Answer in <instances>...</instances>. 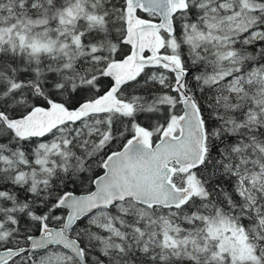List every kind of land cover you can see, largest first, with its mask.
Listing matches in <instances>:
<instances>
[{
  "label": "snow or ice",
  "instance_id": "1",
  "mask_svg": "<svg viewBox=\"0 0 264 264\" xmlns=\"http://www.w3.org/2000/svg\"><path fill=\"white\" fill-rule=\"evenodd\" d=\"M0 264H264V0H0Z\"/></svg>",
  "mask_w": 264,
  "mask_h": 264
}]
</instances>
